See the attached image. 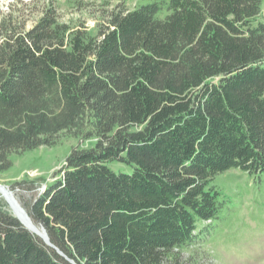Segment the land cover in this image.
Listing matches in <instances>:
<instances>
[{
    "label": "trees",
    "instance_id": "16d2710c",
    "mask_svg": "<svg viewBox=\"0 0 264 264\" xmlns=\"http://www.w3.org/2000/svg\"><path fill=\"white\" fill-rule=\"evenodd\" d=\"M94 2L0 4V173L77 141L18 202L52 246L0 201V264H204L210 181L264 172L263 0Z\"/></svg>",
    "mask_w": 264,
    "mask_h": 264
},
{
    "label": "rangeland",
    "instance_id": "374dc122",
    "mask_svg": "<svg viewBox=\"0 0 264 264\" xmlns=\"http://www.w3.org/2000/svg\"><path fill=\"white\" fill-rule=\"evenodd\" d=\"M10 1L0 0V4ZM100 1L95 0L93 7H97ZM134 1L128 0V3L133 5ZM74 15L85 18L90 27L94 23L88 12H75ZM261 15L264 20V0ZM67 16L64 14L63 18ZM76 143L74 138L59 135L51 146L12 154V165L0 173V184L15 196L17 202L29 204L54 179ZM109 166L115 171H131V167L117 161L110 162ZM22 180L26 181L23 185L13 184ZM210 185L218 189V199L223 201V205L217 218L208 226L207 239L197 244L202 262L211 264L212 260H216L219 264H264V172L250 177L246 172L233 168L215 175ZM0 201L12 213L1 194Z\"/></svg>",
    "mask_w": 264,
    "mask_h": 264
},
{
    "label": "bare ground",
    "instance_id": "6f19581e",
    "mask_svg": "<svg viewBox=\"0 0 264 264\" xmlns=\"http://www.w3.org/2000/svg\"><path fill=\"white\" fill-rule=\"evenodd\" d=\"M0 194L7 201L11 211L17 216L20 221L26 226L30 231L35 233L42 239H45L44 230H41L36 224L32 222L28 214L22 209V207L18 204V202L14 199L11 192L5 188L0 186Z\"/></svg>",
    "mask_w": 264,
    "mask_h": 264
},
{
    "label": "water",
    "instance_id": "95a60500",
    "mask_svg": "<svg viewBox=\"0 0 264 264\" xmlns=\"http://www.w3.org/2000/svg\"><path fill=\"white\" fill-rule=\"evenodd\" d=\"M0 186H2V187H4V185H1L0 184ZM12 214L14 215V213L12 212ZM15 216V215H14ZM19 221H20V219L17 217V216H15ZM21 222V221H20ZM22 223V222H21ZM23 224V223H22ZM26 227V226H25ZM27 228V227H26ZM28 229V228H27ZM44 230V229H43ZM44 234H45V239H43V241L46 243V244H48V245H51L50 244V242H49V240H48V237H47V235H46V232L44 231ZM52 246V245H51ZM59 253H61V252H59Z\"/></svg>",
    "mask_w": 264,
    "mask_h": 264
},
{
    "label": "built area",
    "instance_id": "2783aa9c",
    "mask_svg": "<svg viewBox=\"0 0 264 264\" xmlns=\"http://www.w3.org/2000/svg\"><path fill=\"white\" fill-rule=\"evenodd\" d=\"M211 264H219V263H218V261H216V260H212V261H211Z\"/></svg>",
    "mask_w": 264,
    "mask_h": 264
}]
</instances>
